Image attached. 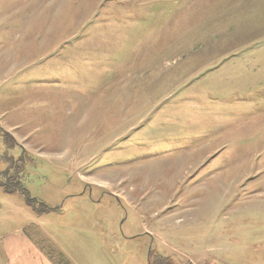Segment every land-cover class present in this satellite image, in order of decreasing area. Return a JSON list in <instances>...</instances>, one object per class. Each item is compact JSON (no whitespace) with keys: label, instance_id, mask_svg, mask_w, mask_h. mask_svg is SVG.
Returning a JSON list of instances; mask_svg holds the SVG:
<instances>
[{"label":"rangeland","instance_id":"1","mask_svg":"<svg viewBox=\"0 0 264 264\" xmlns=\"http://www.w3.org/2000/svg\"><path fill=\"white\" fill-rule=\"evenodd\" d=\"M27 223L71 264L264 260V0H0V233Z\"/></svg>","mask_w":264,"mask_h":264},{"label":"crops","instance_id":"2","mask_svg":"<svg viewBox=\"0 0 264 264\" xmlns=\"http://www.w3.org/2000/svg\"><path fill=\"white\" fill-rule=\"evenodd\" d=\"M25 210L21 211L29 214ZM30 226V223H27L18 228H14L15 230H7L0 233V258L4 259L5 264H71L67 259L59 263L52 262L35 243L34 237L29 233ZM172 255L175 254L173 253ZM178 260L180 261V259ZM184 260L185 264H203L195 259L193 260V257L188 260V257L185 256ZM207 264L217 263L209 260ZM250 264H264V260L260 262L250 261Z\"/></svg>","mask_w":264,"mask_h":264},{"label":"trees","instance_id":"3","mask_svg":"<svg viewBox=\"0 0 264 264\" xmlns=\"http://www.w3.org/2000/svg\"><path fill=\"white\" fill-rule=\"evenodd\" d=\"M10 175V174H9ZM8 175V178L11 180L13 175L9 176ZM19 184H16V188H11L9 184H4L2 185V187L4 188V190L7 192V193H14V192H18V193H21V194H24L26 196V194L24 192H28L26 191V189H24L23 185H22V182H18ZM28 197V196H27ZM33 199H29L28 202L29 204L34 205L35 204V201L31 202ZM35 243L38 245L39 248H41V250L44 252V254L54 263H59L65 259H57L55 257V255H52L49 251H45V248L41 243L40 241H35ZM158 245V243H157ZM163 249V247H162ZM157 250H158V246H157ZM159 251V250H158ZM174 261H176L177 263H175ZM150 264H185V263H181V261H179L178 259H171V256L170 254H167L165 252H160L159 251V254H155L153 255L151 258H150Z\"/></svg>","mask_w":264,"mask_h":264},{"label":"water","instance_id":"4","mask_svg":"<svg viewBox=\"0 0 264 264\" xmlns=\"http://www.w3.org/2000/svg\"><path fill=\"white\" fill-rule=\"evenodd\" d=\"M147 234V233H146Z\"/></svg>","mask_w":264,"mask_h":264}]
</instances>
